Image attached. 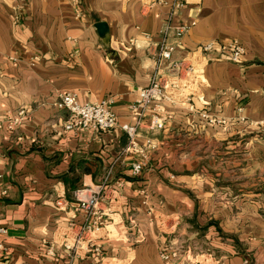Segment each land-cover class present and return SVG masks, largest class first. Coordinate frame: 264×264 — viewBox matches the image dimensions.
I'll return each instance as SVG.
<instances>
[{
	"label": "crops",
	"instance_id": "1",
	"mask_svg": "<svg viewBox=\"0 0 264 264\" xmlns=\"http://www.w3.org/2000/svg\"><path fill=\"white\" fill-rule=\"evenodd\" d=\"M171 2L0 0V118L27 113L14 133L0 130V264H183L178 246L185 241L200 246L195 257L207 264H264V144L235 141L264 122V0H186L173 21L195 25L162 74L172 82L168 69L184 62L197 69L196 79H181L178 103H161V129L149 128L146 111L134 148L121 131L136 122L130 107L156 73ZM99 22L106 38L97 34ZM210 40L238 41L246 51L242 64L219 59V50L207 59L198 48ZM63 93L87 103L112 100L114 130L65 131L69 115L55 108ZM200 112L225 124L209 125L194 114ZM235 148L242 150L237 157ZM235 158L238 193L252 201L206 203L204 219L199 202L171 187L163 169L184 180L198 163L229 169ZM134 164L142 165L137 177L130 175ZM215 177L229 193V172ZM101 186L95 211L103 225L81 235L94 218L78 209L77 198L89 199ZM187 215L195 232L172 238ZM247 220L256 228L249 236ZM77 238L83 240L74 246ZM164 245L178 258L163 261Z\"/></svg>",
	"mask_w": 264,
	"mask_h": 264
},
{
	"label": "built area",
	"instance_id": "2",
	"mask_svg": "<svg viewBox=\"0 0 264 264\" xmlns=\"http://www.w3.org/2000/svg\"><path fill=\"white\" fill-rule=\"evenodd\" d=\"M165 3V2H163ZM186 5V0H172L170 3V11L163 21V25L159 30V41L156 44V54L154 57L156 65V73L152 76L150 83L147 87L141 88L137 91V101L131 105V111L137 116V120L133 125L121 126V131L126 135L128 145L131 148L135 147L136 138L138 134V128L141 122L146 118V111L149 109L152 111L149 117L151 130H159L162 128V120L156 116V113L161 110L162 102H177V93L179 91L180 83L184 81H192L196 79L194 66L185 64L184 62L173 63L168 74L172 75L171 81L166 80V73L162 74L163 66L166 62H169L175 51L179 48L181 40L184 35L195 25L194 22L182 23L175 25L174 17L182 11ZM199 52L210 59L215 50H219L220 58L223 56L226 60L233 65L242 64L245 56L244 47L236 40L221 41H206L201 43L198 48ZM215 59V58H214ZM218 59V58H217ZM181 76H183L181 78ZM184 86H182L183 88ZM186 102V101H185ZM113 101L106 100L98 103L82 102L74 93L60 94L56 100L55 108L59 111L68 113L69 119L64 126L65 131H74L78 129L89 128L96 133H107L116 127V116L113 111ZM189 109L193 110L192 104L189 105ZM204 117V116H203ZM27 113L25 110H17L13 114H6L0 118V130L6 129L9 132H15V130L25 122ZM208 124L213 126L224 125L223 119L218 117H210ZM256 127H264V122L255 124ZM142 169L141 164H134L131 167L130 175L137 177ZM102 186L92 190V194L89 199L77 198L78 209L84 211L88 216H92L94 219L88 221L82 228L81 235H85L88 232L93 231L95 228L103 225V217L96 213V208L101 202V190ZM83 238H77L74 244L77 245ZM74 247L65 245L66 251H71ZM176 257V254H168L163 250L161 258L167 262L169 259Z\"/></svg>",
	"mask_w": 264,
	"mask_h": 264
},
{
	"label": "rangeland",
	"instance_id": "3",
	"mask_svg": "<svg viewBox=\"0 0 264 264\" xmlns=\"http://www.w3.org/2000/svg\"><path fill=\"white\" fill-rule=\"evenodd\" d=\"M182 103L187 104L188 105L187 110H189L192 113V110L189 109L190 108L189 105H191V102L189 101V99L188 100L186 99V102H182ZM194 114L207 123L210 117H216V116H212V115H209L203 112H200V114H196V113ZM249 128L251 130H254L252 134L247 133V135L237 136L235 138V141H241L245 139V141H247V144H249L248 140L250 141L256 140L259 143L264 144V131L259 130L258 128L260 127H256L255 124H250ZM241 151H242L241 148H235L233 149V152H234L233 155L237 157L239 156V154H241ZM237 160L238 159L235 158V162L230 163L229 169H227L226 167L222 168L221 163L214 164L212 168L210 164L198 163L197 168L193 170L191 169V171H186L185 175H187L188 178H184V180L178 179L176 177L177 175L174 176L173 172H171V170H169L166 166L163 167V169L167 171L166 172L168 174L167 180L169 181V185L171 187H174L177 190L181 191L182 195H186L187 197L191 198V200H197L199 202L198 204L199 218L204 219L205 218L204 211L206 208V203L214 204V205L228 204V205L236 206L238 205L239 202L243 203L247 201H252L253 199L252 196H246L245 198L243 194L238 193L239 181H238L237 172L239 168L238 164L240 163H238ZM186 166H189V165H186ZM250 166L251 164L249 165L247 164V167H250ZM223 169L224 171L229 172L230 178L224 180L225 186H229V191H228L229 193L223 192L221 190L222 180L221 179L217 180V177H215L217 174H221ZM241 169H243V167ZM210 177H213V178H210ZM228 182L230 184H228ZM244 199H247V200H244ZM237 211L238 210H233V214L235 213V215L232 216L236 219H230L233 222V224H237L238 222L237 221L238 216L236 214ZM263 215H264V211H263ZM189 219H190L189 215L183 217L181 225L179 227H176L175 231L171 234V237L176 236V238H189L190 233L195 232L194 229L189 227L190 226ZM249 223L250 222L247 220V225ZM232 226L230 225V230L232 229L233 231L242 229L240 227H237V225L233 227ZM255 229H256L255 226L251 225L250 223V227L247 226L245 230V233H246L245 235L249 236V234H252L253 231L256 232ZM259 230H262L264 232V227L259 228ZM200 232L201 233H199V237H200V234L202 235L203 231L200 230ZM196 238H198V236ZM178 248H179L178 250L181 256H183V264H197V262H200L201 264H207V261L205 258L199 259L195 257V254H196L195 252L199 251L200 246L197 243H194V241L193 242L185 241L181 243V246L180 247L178 246ZM163 250H165V252L168 254H176L175 258H178L179 256L178 250H173L175 252L170 251L169 247H167L166 245H164L161 248V253H163Z\"/></svg>",
	"mask_w": 264,
	"mask_h": 264
},
{
	"label": "water",
	"instance_id": "4",
	"mask_svg": "<svg viewBox=\"0 0 264 264\" xmlns=\"http://www.w3.org/2000/svg\"><path fill=\"white\" fill-rule=\"evenodd\" d=\"M95 29L97 30V34L102 38H106L107 37V28L105 26V24L103 23H97L95 24Z\"/></svg>",
	"mask_w": 264,
	"mask_h": 264
}]
</instances>
